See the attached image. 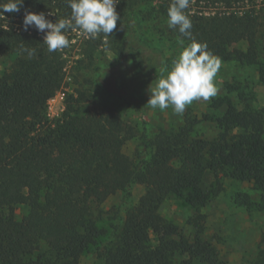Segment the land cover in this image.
<instances>
[{
	"label": "trees",
	"instance_id": "16d2710c",
	"mask_svg": "<svg viewBox=\"0 0 264 264\" xmlns=\"http://www.w3.org/2000/svg\"><path fill=\"white\" fill-rule=\"evenodd\" d=\"M135 2L120 0L117 27ZM26 10L44 12L53 23L71 14L66 0H24L19 12L0 16V63H5L0 66V264H79L92 246L96 264H224L201 236L197 220L194 235L186 236L159 208L166 197L189 190L210 171L215 184L208 193L187 191L185 202L196 206L211 198L227 177L250 182L259 192L258 201L252 203L245 193H238V199L264 212V111L238 107L229 95L213 97L215 115L187 113L173 133L160 129L149 142L150 157L136 163L123 151L125 141L135 136L133 126L112 108L82 106V90L68 93L60 118H48L47 100L65 84L66 59L61 50L48 52L44 33L24 31ZM189 16L195 39L206 42L214 55L259 63L254 3L240 14ZM103 37L94 39L87 56ZM32 47L36 54L29 58L23 49ZM128 68L119 60L114 92L120 98L141 80L128 75ZM260 73L264 80L261 66ZM226 86L231 90L230 83ZM201 121L215 122L212 138L197 135ZM134 182L144 184V192L126 209L115 236L102 242L106 232L92 218V203ZM21 203L28 211L16 219L14 206ZM41 243L47 250L39 253ZM256 264H264V249Z\"/></svg>",
	"mask_w": 264,
	"mask_h": 264
},
{
	"label": "rangeland",
	"instance_id": "374dc122",
	"mask_svg": "<svg viewBox=\"0 0 264 264\" xmlns=\"http://www.w3.org/2000/svg\"><path fill=\"white\" fill-rule=\"evenodd\" d=\"M170 3L171 0H136L119 23L116 36L110 34L107 38L103 37L91 57L87 56L86 49L94 39L79 30H69L70 46L61 50L66 59V75L70 76L64 87L66 97L64 104L56 100L51 102L50 108L46 107L48 118H60L68 93L78 88L86 97L82 106L112 108L133 126L135 136L125 141L123 151L138 163L150 157L152 148L149 142L160 129L173 133L187 113L215 115L218 110L210 106L213 97L208 101H194L182 115H174L171 108L161 111L147 106L150 88L155 86L156 80L167 75L172 61L182 51L180 40H184V45L190 43L178 36L176 30L168 28L167 9ZM249 3H254L259 16V63L246 65L236 60L220 59L221 67L216 76L219 90L215 97L229 95L238 107L247 104L264 111V80L260 73V66L264 68V0H191L186 11L202 17L232 12L240 14ZM46 13L50 14L47 9ZM124 40L125 46L122 47ZM119 60L129 66L126 70L128 75L141 79L133 89L124 92V98L114 92L118 86L116 73ZM4 65L0 63L1 67ZM227 83L232 85L231 90L227 88ZM196 132L198 136L212 138L217 132L215 122H199ZM213 184L214 175L205 171L192 188L183 190L180 195L166 197L160 205V213L176 223L182 234L190 237L196 231L193 221L197 220L202 228L201 236L214 245L224 264H256L259 251L264 249V212L254 205L241 203L237 195L245 193L252 203H256L258 190L250 182L224 177L216 195L205 198L196 206L185 202L187 191L205 196ZM144 190V184H123L105 201L92 203V218L106 232L102 242L115 236L122 226L126 209L138 200ZM27 211L26 203L17 204L14 206V217L20 219ZM45 250L46 245L41 243L39 253ZM97 261L95 246H92L82 254L79 264H96Z\"/></svg>",
	"mask_w": 264,
	"mask_h": 264
},
{
	"label": "clouds",
	"instance_id": "9594fccd",
	"mask_svg": "<svg viewBox=\"0 0 264 264\" xmlns=\"http://www.w3.org/2000/svg\"><path fill=\"white\" fill-rule=\"evenodd\" d=\"M71 9L70 17L57 19L55 23L44 12L25 11L23 29L35 28L44 33L43 44L48 52H56L70 46L69 30L77 31L88 38L96 39L101 34L107 38L121 21L116 11L120 0H66ZM191 0H171L167 9V26L178 31L190 43L172 61L166 76H162L150 88L147 106L152 110L172 109L174 115H182L194 101H208L218 93L216 82L221 60L209 49L206 42L197 41L193 35L192 20L187 13ZM24 0H0V16L19 12ZM29 58L36 54L35 47L24 48Z\"/></svg>",
	"mask_w": 264,
	"mask_h": 264
},
{
	"label": "built area",
	"instance_id": "2783aa9c",
	"mask_svg": "<svg viewBox=\"0 0 264 264\" xmlns=\"http://www.w3.org/2000/svg\"><path fill=\"white\" fill-rule=\"evenodd\" d=\"M69 78H70V76L66 75L65 76V82ZM64 87H65V84L59 90H57L56 93L52 97H50L47 100L46 107L48 106V108H50L51 102L56 101V100L61 101L62 103L64 102L65 97H66V92H65V88Z\"/></svg>",
	"mask_w": 264,
	"mask_h": 264
}]
</instances>
